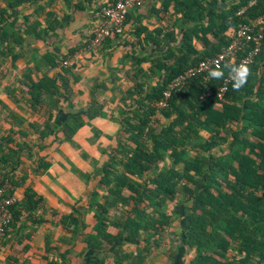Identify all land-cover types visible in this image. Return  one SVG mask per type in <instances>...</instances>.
<instances>
[{"label": "trees", "instance_id": "16d2710c", "mask_svg": "<svg viewBox=\"0 0 264 264\" xmlns=\"http://www.w3.org/2000/svg\"><path fill=\"white\" fill-rule=\"evenodd\" d=\"M250 1L176 0L180 5L176 10L182 9L183 16L178 20L180 30L170 37L175 44L165 61L151 69L161 73L160 80L147 87L144 77L138 78L121 98L125 108L118 118L121 127L113 132L116 139L88 149L94 152L95 162L85 180L94 185L82 194L87 201L81 208L74 203L68 214L47 208L30 186L21 197L16 195L29 177L22 167L30 165L21 160L22 155L31 164L37 161V172L50 164L39 154L44 146L19 145L10 136L15 146L0 148V187L7 185L5 194L14 199L12 222L34 217L40 222L52 216L69 227L72 220H80L82 228L88 207L98 224L86 241L105 254L130 243L141 261L164 252L168 264L184 254L185 264H264V41L248 64L252 75L239 91L231 81L219 99L217 92L228 70L220 80L209 78L208 71L190 78L166 107H159L171 79L222 51L242 22L264 13V0H256L239 14ZM8 40V30H0V55L6 57ZM10 41L13 46L18 38ZM199 41L208 45L206 51L203 45L198 48ZM251 45L237 51L235 64ZM60 67L63 73L70 70ZM3 74L6 71L0 70ZM50 84L55 81L48 78L46 86ZM71 127L70 123L65 131L68 138L77 133ZM12 168L18 169L17 175L9 172ZM126 257L97 256L89 264H123Z\"/></svg>", "mask_w": 264, "mask_h": 264}, {"label": "crops", "instance_id": "0c3cea01", "mask_svg": "<svg viewBox=\"0 0 264 264\" xmlns=\"http://www.w3.org/2000/svg\"><path fill=\"white\" fill-rule=\"evenodd\" d=\"M111 1L0 0V30H8L9 37L7 57L0 55V70L6 71L0 76V148L15 146L10 136L19 145L44 146L39 154L50 166L37 172V161L31 164L22 155L30 165L22 167L29 177L16 195L21 197L30 186L47 208L61 213H70L74 203L77 208L85 205L87 196L82 194L94 185L85 180L95 162L88 149L116 139L124 92L138 78L144 77L147 87L160 80L161 73L151 69L170 55L168 49L175 44L170 37L180 30L183 10H176V0H146L129 12L121 34L91 48L94 31L104 20L102 8ZM16 37L12 46L10 39ZM202 45L206 51L208 45L199 41L198 48ZM64 57L71 60L68 73L61 71ZM48 78L55 81L50 88ZM70 123L77 133L68 138ZM18 130L23 133L18 135ZM17 170L9 172L17 175ZM84 214L82 228L80 220H72L69 227L52 216L12 222L0 236V264H89L105 255H126L123 264H168L164 252L141 261L130 243L106 254L89 247L87 233L94 232L98 221L92 209L87 207ZM179 257L175 264H185L187 255Z\"/></svg>", "mask_w": 264, "mask_h": 264}, {"label": "built area", "instance_id": "2783aa9c", "mask_svg": "<svg viewBox=\"0 0 264 264\" xmlns=\"http://www.w3.org/2000/svg\"><path fill=\"white\" fill-rule=\"evenodd\" d=\"M146 0H113L108 2L101 11L104 18L103 22L94 31V36L90 43V47L97 49L101 47L112 33L121 34L124 30L127 16L134 8L141 7ZM257 3L256 0H251L247 5L239 10V14H244L250 7ZM264 41V13L246 22H242L234 35L231 42L217 54L199 60L195 65L189 67L183 73L174 77L169 81L163 91V97L159 102V107L164 108L168 105V101L175 91L180 90L190 78L204 74L215 68L216 63L221 66L228 62H234L237 59V51L248 44L251 49L237 63H251L254 57L260 52ZM62 66L68 67L71 65L70 59H65L61 63ZM231 80L229 74L224 78L221 86L218 89L217 97L224 98V94L228 90ZM8 186L0 187V236L5 234L7 227L13 221V213L10 210L14 199L6 196L5 192Z\"/></svg>", "mask_w": 264, "mask_h": 264}, {"label": "clouds", "instance_id": "9594fccd", "mask_svg": "<svg viewBox=\"0 0 264 264\" xmlns=\"http://www.w3.org/2000/svg\"><path fill=\"white\" fill-rule=\"evenodd\" d=\"M228 70L229 78L232 81V87L234 90L239 91L242 89L252 75V70L246 62H240L238 65L234 62H228L221 64L218 62L214 69L208 72V77L214 80H220L224 77L225 71Z\"/></svg>", "mask_w": 264, "mask_h": 264}, {"label": "rangeland", "instance_id": "374dc122", "mask_svg": "<svg viewBox=\"0 0 264 264\" xmlns=\"http://www.w3.org/2000/svg\"><path fill=\"white\" fill-rule=\"evenodd\" d=\"M190 200V199H189ZM188 201V200H187ZM186 205H187V202H186ZM184 207H185V204H182L181 206H180V211H182V209H184ZM93 210V209H92ZM93 212H94V210H93ZM177 222H179V220H177ZM176 226H179V224L178 223H176ZM168 262V261H167Z\"/></svg>", "mask_w": 264, "mask_h": 264}]
</instances>
